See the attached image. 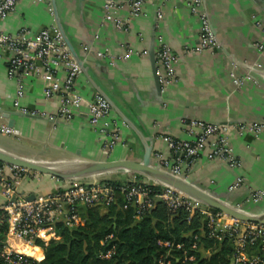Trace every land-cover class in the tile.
Returning <instances> with one entry per match:
<instances>
[{"label": "crops", "instance_id": "obj_1", "mask_svg": "<svg viewBox=\"0 0 264 264\" xmlns=\"http://www.w3.org/2000/svg\"><path fill=\"white\" fill-rule=\"evenodd\" d=\"M203 3L217 42L200 51H185L198 41L200 25L187 0L147 1L134 16L127 5L118 6L114 14L123 21L120 28L104 18V0H17L0 20V29L15 34L23 26L33 33L59 24L82 64L75 80L77 91L85 99L97 92L108 98L111 125L119 139L110 148L102 146L105 136L89 124L85 102L71 119L58 116L61 95L46 97L43 88L48 78L24 70L19 103L28 111L22 113L13 104L16 78L7 74L11 52L2 47L0 128L9 126L12 131L0 130V147L48 162L140 160L146 141L151 143L154 163L157 151L172 156L163 135L193 138L187 129L191 119L225 122L230 124L227 140L239 165L209 157L207 147L189 164L185 178L229 202L263 211L264 195L258 202H252L251 196L264 187V48L257 47L258 43L264 47V0ZM157 10L162 14L159 18ZM157 35L176 54L174 78L160 83V88L155 78L160 69ZM58 74L64 71L60 68ZM241 122H257L261 128L240 131L235 124ZM107 172L129 177L139 173ZM66 183L63 178L35 173L20 181L18 191L26 196L47 193ZM20 246L42 257L38 248Z\"/></svg>", "mask_w": 264, "mask_h": 264}, {"label": "built area", "instance_id": "obj_2", "mask_svg": "<svg viewBox=\"0 0 264 264\" xmlns=\"http://www.w3.org/2000/svg\"><path fill=\"white\" fill-rule=\"evenodd\" d=\"M155 0H104V18L112 20L117 27L123 26L121 18L114 14L118 6L127 5L130 15H138L143 4ZM158 1V0H156ZM17 0H0V20H3L15 7ZM192 13L199 19L198 41L185 47V51H200L206 47H212L217 39L211 27L209 16L203 0H187ZM162 14L157 10V17ZM159 44L155 50L159 60L160 69L158 80L161 84H167L174 78L172 66L176 54L157 35ZM6 47L11 55L7 63L8 76L16 78V98L13 104L22 112L28 110L20 105L19 98L23 95V82L21 70L34 72L48 78L43 88V94L50 97L55 93L61 95V101L57 109V115L71 119L75 110L81 103L87 106L88 122L95 130L104 135L102 146L110 148L119 139V132L111 125V106L107 99L99 92L90 99H85L77 91L75 80L81 68L72 53L58 27H42L29 33L25 27H20L15 34L4 32L0 29V48ZM257 47L263 49V44ZM62 69L64 75L58 74ZM34 111H30L33 113ZM240 131L246 129L258 131L261 124L257 122L235 124ZM229 123L211 122L201 119H191L187 129L193 134V138H175L163 135L167 146L172 152L171 157L164 156L159 151L155 152L154 165L162 169L185 177L189 164L203 153L208 147L209 157L227 160L229 165H239L231 146L227 140ZM11 132L9 126L0 128ZM39 173L22 166L7 164L0 161V264H35L44 256L43 245L37 239L46 244L56 234V224L74 226L83 221L80 208L96 204L108 205L115 201L118 195L123 194L127 201L132 200L136 205L135 216L150 210L155 198H161L170 210L183 207L186 210H200L206 213L208 223L213 229L220 224L216 218L223 219V229L234 230L236 233V251L232 262L247 261L249 264H264V224L252 221L239 220L221 210L210 211L202 208L196 198L180 193L174 187L163 184L162 190H153L148 185L130 179L128 183L113 185L106 181H67L66 185L47 193H35L32 198L18 191L20 181L30 174ZM238 180L235 181L236 184ZM155 183V182H153ZM264 194V187L252 193L255 199ZM216 229V228H215ZM27 244L37 247L42 257L28 253L19 244ZM168 244V242H165ZM251 245H259V253L247 256L245 248ZM110 251L106 253L109 255Z\"/></svg>", "mask_w": 264, "mask_h": 264}, {"label": "trees", "instance_id": "obj_3", "mask_svg": "<svg viewBox=\"0 0 264 264\" xmlns=\"http://www.w3.org/2000/svg\"><path fill=\"white\" fill-rule=\"evenodd\" d=\"M100 180L113 185L130 182L124 177ZM134 180L153 190L163 189L161 184L143 181L139 174ZM99 206L82 208L83 221L77 225L57 223L56 234L46 244L37 239L44 256L35 264H249L232 262L234 230L217 231L213 236L200 213L188 218L183 207L170 210L155 198L154 206L136 217V205L123 194L104 205V210Z\"/></svg>", "mask_w": 264, "mask_h": 264}, {"label": "water", "instance_id": "obj_4", "mask_svg": "<svg viewBox=\"0 0 264 264\" xmlns=\"http://www.w3.org/2000/svg\"><path fill=\"white\" fill-rule=\"evenodd\" d=\"M58 29L60 30L62 37L66 42L70 52L79 64L80 68L82 69L81 61L75 55L74 49L70 41L65 36L59 24ZM151 63L153 70H155L156 66L154 52H151ZM155 78L157 87L160 88V82L158 80L157 74L155 75ZM99 93L103 95L109 102L108 98L103 93ZM143 145L144 149L140 160L124 158L118 160H95L77 163H58L24 157L0 147V161L5 162L7 164L22 166L27 169L37 171L39 173L50 174L57 178L63 179L79 178L89 175L93 176L116 169L135 171L147 175L150 179L154 180L158 184L170 185L180 191H183L187 195L202 201L206 204V207L212 212H215L216 210H221L226 214L231 215L239 220L252 221L264 224V212L247 211L245 209L234 206L228 200L222 199L215 193L193 184L192 182L188 181L185 177L172 174L162 169L161 167L154 165V163L151 161V143L144 141ZM33 196L34 193L28 195V198H32Z\"/></svg>", "mask_w": 264, "mask_h": 264}, {"label": "rangeland", "instance_id": "obj_5", "mask_svg": "<svg viewBox=\"0 0 264 264\" xmlns=\"http://www.w3.org/2000/svg\"><path fill=\"white\" fill-rule=\"evenodd\" d=\"M58 163H62V162H58ZM73 163H77V162H73ZM136 174H139L140 175V177L143 179V181H145V182H148V181H152V179H149V178H146L144 175H142V174H140V173H135L134 175H132L131 177H129L128 175H118V174H116V173H108V172H104V173H100V174H98V175H89V176H83V177H79V178H72V179H66L67 181H69V180H71V181H79V182H91V181H97V180H100L101 178H121V177H124V178H129V179H134L135 178V175ZM152 182H155L154 180L152 181ZM156 183V182H155ZM158 184V183H157ZM176 189V188H175ZM176 190H178V189H176ZM180 193H184L183 191H180V190H178ZM184 194H186V193H184ZM264 195V194H263ZM263 195H261V196H258L257 198H255V199H253V198H251V201L252 202H258L259 201V199H261L262 197H263ZM220 197V196H219ZM222 199H224L223 197H221ZM158 199H160V200H162L161 198H158ZM198 200V199H197ZM198 202H199V206H201L202 208H205L206 207V204L205 203H203L202 201H200V200H198ZM232 205H234V206H237V207H239V208H242V209H245V210H247V211H252L251 209H249V208H244L240 203H233V202H230ZM154 206V205H153ZM100 207V209L101 210H104L105 209V206L104 205H100L99 206ZM81 210H82V207L80 208V212H81ZM184 210V212H185V214H186V216L188 217V218H191V217H193L194 216V214L195 213H200V214H202L203 216H204V218L206 219L207 218V215H206V213H204V212H202V211H200V210H186V209H183ZM255 212H260V210L259 211H255ZM261 212H264V210L263 211H261ZM216 221H218V222H220V224L219 225H217V227H215L214 229H213V233H211L213 236H217V231H222V230H224L223 229V225H222V223L221 222H224V220L223 219H219V218H216L215 219ZM206 221L208 222V218L206 219ZM208 225H209V223H208ZM205 251H206V253H208V248H205ZM259 251H260V247H259V245H256V246H253V245H251V246H247L246 248H245V253H246V255L247 256H251V255H253V254H255V253H259Z\"/></svg>", "mask_w": 264, "mask_h": 264}, {"label": "bare ground", "instance_id": "obj_6", "mask_svg": "<svg viewBox=\"0 0 264 264\" xmlns=\"http://www.w3.org/2000/svg\"><path fill=\"white\" fill-rule=\"evenodd\" d=\"M175 184V183H174ZM22 244V243H21ZM20 245V244H19ZM23 245H25V246H27V247H30V249H33V248H37V247H35V246H30V245H27V244H23ZM28 253H32V254H35V255H37L38 256V254H36L35 252H33V250H26ZM39 257V256H38Z\"/></svg>", "mask_w": 264, "mask_h": 264}]
</instances>
